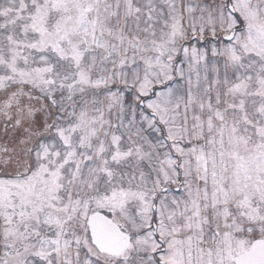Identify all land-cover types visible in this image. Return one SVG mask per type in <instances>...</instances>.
Returning a JSON list of instances; mask_svg holds the SVG:
<instances>
[{"label": "snow or ice", "instance_id": "1", "mask_svg": "<svg viewBox=\"0 0 264 264\" xmlns=\"http://www.w3.org/2000/svg\"><path fill=\"white\" fill-rule=\"evenodd\" d=\"M0 264H264V0H0Z\"/></svg>", "mask_w": 264, "mask_h": 264}]
</instances>
